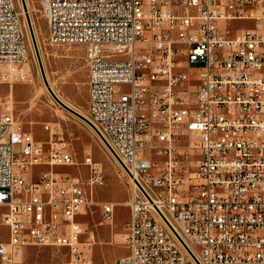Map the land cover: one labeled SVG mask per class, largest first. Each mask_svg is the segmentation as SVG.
<instances>
[{
  "label": "built area",
  "instance_id": "obj_1",
  "mask_svg": "<svg viewBox=\"0 0 264 264\" xmlns=\"http://www.w3.org/2000/svg\"><path fill=\"white\" fill-rule=\"evenodd\" d=\"M38 1L48 42L84 49L85 117L130 179L119 264H264V0ZM29 62L15 0H0V85L30 81ZM44 129L47 142L0 102V263L36 246L90 264L92 190L55 173L76 159Z\"/></svg>",
  "mask_w": 264,
  "mask_h": 264
},
{
  "label": "rangeland",
  "instance_id": "obj_2",
  "mask_svg": "<svg viewBox=\"0 0 264 264\" xmlns=\"http://www.w3.org/2000/svg\"><path fill=\"white\" fill-rule=\"evenodd\" d=\"M28 2L30 17L35 30L46 74L53 87L69 107L86 116L88 113L89 87L88 64L82 46H53L48 42L47 21L40 12L38 0ZM23 27L27 31L30 53V81L13 86L0 85V102L11 100L14 114L20 119L25 131L33 133L35 139L47 142L50 135L45 131L46 123L56 124L69 143L76 165L55 168V173L75 183H84L92 190V205L81 220L86 234L83 242L92 246L88 251L90 264H119L129 255L124 243V226L130 220L131 184L120 164L101 142L94 129L75 116L53 97L42 74L32 41L28 15L23 0H15ZM248 25L241 22L240 27ZM181 145H186L182 142ZM91 156L103 170V184L89 185L90 167L85 164ZM194 165V162H191ZM46 169V168H44ZM42 168H36L34 178ZM116 204L112 221L104 219L103 205ZM1 264V263H0ZM17 264H72L69 251L56 247L31 246L26 249Z\"/></svg>",
  "mask_w": 264,
  "mask_h": 264
},
{
  "label": "water",
  "instance_id": "obj_3",
  "mask_svg": "<svg viewBox=\"0 0 264 264\" xmlns=\"http://www.w3.org/2000/svg\"><path fill=\"white\" fill-rule=\"evenodd\" d=\"M23 3H24V6H25V10L27 12V15H28V21H29V26H30V33H31V37H32L33 44H34V48L36 50V54H37V57H38V61H39V64H40V67H41V70H42V74H43V77H44V80H45L46 85L49 86V83H48L47 77H46L45 68H44V65H43V60H42L41 53H40V49H39V44H38V41H37V37H36V34H35V30L33 28V24H32V21H31L30 14H29V10H28L27 4H26V0H23ZM49 91L51 92V94L53 95V97L59 102V104L62 107H64L66 110H68L69 112H71L75 116H77L80 119H82L83 121H85L92 128L94 127L92 125V123L84 115H82L81 113L77 112L76 110L72 109L71 107H69L68 105H66L65 103H63L57 97V95L54 93V91L51 88H49Z\"/></svg>",
  "mask_w": 264,
  "mask_h": 264
},
{
  "label": "bare ground",
  "instance_id": "obj_4",
  "mask_svg": "<svg viewBox=\"0 0 264 264\" xmlns=\"http://www.w3.org/2000/svg\"><path fill=\"white\" fill-rule=\"evenodd\" d=\"M28 2H26V4H27ZM27 7H28V10H29V6H28V4H27ZM29 13H30V11H29ZM44 65V64H43ZM31 67H30V64H29V69H30ZM46 77H47V81H48V83H49V86H47L46 85V87L49 89V88H51L53 91H54V93L57 95V97L63 102V103H65L66 105H67V102L60 96V95H58L57 93H56V91H55V88L53 87V84L51 83V80L49 79V76H48V74H46Z\"/></svg>",
  "mask_w": 264,
  "mask_h": 264
}]
</instances>
